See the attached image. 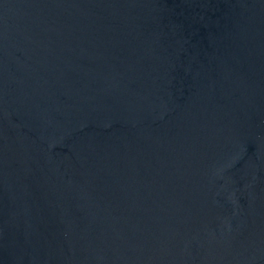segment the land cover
<instances>
[{
	"label": "water",
	"instance_id": "1",
	"mask_svg": "<svg viewBox=\"0 0 264 264\" xmlns=\"http://www.w3.org/2000/svg\"><path fill=\"white\" fill-rule=\"evenodd\" d=\"M0 264H264V0H0Z\"/></svg>",
	"mask_w": 264,
	"mask_h": 264
}]
</instances>
